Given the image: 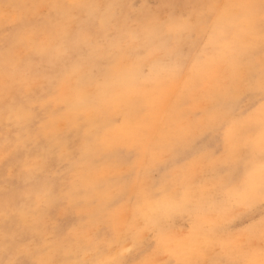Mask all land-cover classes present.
<instances>
[{
	"label": "rangeland",
	"instance_id": "374dc122",
	"mask_svg": "<svg viewBox=\"0 0 264 264\" xmlns=\"http://www.w3.org/2000/svg\"><path fill=\"white\" fill-rule=\"evenodd\" d=\"M193 1L107 0L98 7V0H0V171L5 173L0 235H6L0 245L16 247L13 256L0 249L3 263L24 262L28 254L38 257L42 244L41 255L55 242L61 250L70 243L77 255L58 257L55 249L47 264H264V193L255 199L245 190L248 179L264 177V166L258 168L257 161V167L236 169L264 149V0ZM86 44L95 45L93 65L82 69ZM146 56L135 87L109 99L111 89L120 90V74H133L132 60ZM214 56L221 60L213 72L224 67L220 94L241 88L243 80L249 89L232 94L231 101L210 100L209 84L201 80L215 74L208 71L200 81L194 75L202 61ZM87 67L91 79L84 82L81 71ZM153 67L162 82L154 78ZM102 78L109 80L107 86ZM196 87L200 94L193 91ZM217 103L223 121L211 126L206 119ZM200 126L201 136L194 132ZM241 130L253 142L241 146L236 138ZM189 132L192 139L182 158L198 166L195 183L204 186L201 195L210 200L197 210L150 219L137 205L143 203L137 195L160 184L162 165H153V153L166 150V138L185 134V141ZM75 133L76 138H68ZM99 133L105 139L99 143L101 155L83 162L87 156L77 147ZM110 144L115 146L107 150ZM229 144L233 153L225 147ZM28 162L38 171L28 182L55 181L48 189L59 198L53 204L41 194L31 203L25 222L41 219L39 241L23 235L16 224L8 230L3 225V211L12 207L20 186L21 177L14 173ZM165 167L184 171L172 161ZM215 186L226 187L231 198Z\"/></svg>",
	"mask_w": 264,
	"mask_h": 264
},
{
	"label": "bare ground",
	"instance_id": "6f19581e",
	"mask_svg": "<svg viewBox=\"0 0 264 264\" xmlns=\"http://www.w3.org/2000/svg\"><path fill=\"white\" fill-rule=\"evenodd\" d=\"M157 1V0H156ZM186 1V0H185ZM193 1V0H192ZM107 2V0H98V3L96 4L98 7H101L102 5H105ZM115 2V1H114ZM122 2V1H121ZM194 2V1H193ZM188 4V3H187ZM194 4V3H193ZM202 5V4H200ZM199 5V7H200ZM81 7V6H80ZM202 8V6H201ZM200 8V9H201ZM202 10V9H201ZM29 11V10H28ZM199 12V10L197 11ZM4 13V12H3ZM13 13V12H12ZM101 14V13H100ZM111 14V13H110ZM198 14V13H197ZM205 14V13H203ZM33 15V14H32ZM39 15V14H38ZM102 15V14H101ZM113 15V14H112ZM199 15V14H198ZM250 15V16H249ZM1 16V15H0ZM104 16V15H103ZM205 16V15H204ZM248 17H251V14H248L247 15ZM105 17V16H104ZM104 17L102 19H104ZM108 17V16H107ZM119 17V16H117ZM124 17V16H123ZM171 21L170 22H173L174 20V17L171 15ZM196 17L198 18V16L196 15ZM241 17V16H240ZM245 17V16H244ZM3 18V17H2ZM8 18V17H7ZM10 18V17H9ZM24 18V17H23ZM201 18V17H200ZM222 18V17H221ZM99 19V18H98ZM101 19V18H100ZM108 19V18H107ZM106 19V20H107ZM111 19V17H110ZM122 19V18H121ZM127 19V18H126ZM209 19V18H208ZM231 19V18H230ZM117 20V19H116ZM176 20V19H175ZM201 20V19H200ZM220 20V19H219ZM222 20V19H221ZM225 20H228L227 18ZM9 21V20H8ZM85 21V20H84ZM120 21V20H119ZM126 21V20H125ZM193 21V20H192ZM207 21V19H206ZM229 21V20H228ZM1 22V21H0ZM96 22V21H95ZM100 22V21H99ZM138 22V21H137ZM199 22V21H198ZM224 22V20H223ZM226 22V21H225ZM6 23V22H4ZM127 23V22H125ZM179 23V22H178ZM193 23V22H192ZM205 23V22H204ZM72 24V23H71ZM108 24V23H107ZM121 24V23H120ZM131 24V23H130ZM150 24V23H149ZM176 24V23H175ZM184 24H187V23H184ZM217 24V23H216ZM215 24V25H216ZM83 25V24H82ZM129 25V24H128ZM178 25V24H177ZM180 25V24H179ZM223 25V24H222ZM96 26V25H95ZM94 26V27H95ZM151 26V25H150ZM219 26V25H217ZM221 26V25H220ZM228 26V25H227ZM231 26V25H230ZM129 27V26H128ZM144 27V26H143ZM199 27V26H198ZM197 27V29H199ZM224 27V26H222ZM229 27V26H228ZM232 27V26H231ZM56 28V33L58 32L57 31V27ZM102 28V27H101ZM112 28V27H111ZM196 28V27H194ZM230 28V27H229ZM112 30V29H111ZM114 30V29H113ZM195 30V29H194ZM226 31V29H224ZM83 31V30H82ZM193 31V30H192ZM197 31H200V30H197ZM230 31V30H229ZM117 32V31H116ZM201 32V31H200ZM261 32V31H260ZM99 33H102V31ZM105 33V32H104ZM223 33V32H222ZM225 33V32H224ZM227 33V32H226ZM118 34V33H117ZM120 34V33H119ZM242 34V33H241ZM245 33H243L244 35ZM103 35V34H102ZM226 35V34H225ZM250 35V34H248ZM92 36V35H91ZM219 36V34H218ZM229 36V35H228ZM227 36V37H228ZM107 37V36H106ZM222 37H223V34H222ZM221 37V38H222ZM226 37V36H225ZM248 37V36H247ZM252 37V36H251ZM255 37V36H254ZM257 37V36H256ZM261 37V36H259ZM80 38V37H79ZM231 38V37H230ZM244 38V37H243ZM242 38V39H243ZM253 38V37H252ZM21 39V38H20ZM219 39V38H218ZM257 39V38H256ZM261 39V38H259ZM22 40V39H21ZM80 40V39H79ZM89 40V39H88ZM229 39L227 40H224V41H228ZM83 41V40H81ZM223 41V42H224ZM241 41V40H240ZM250 41V40H248ZM259 41V40H258ZM257 41V43H259ZM53 42H55L53 40ZM85 42H89V41H85ZM246 42V41H245ZM252 42V40H251ZM36 43V42H35ZM43 43V41L41 42ZM40 43V44H41ZM46 43V42H45ZM49 43V42H48ZM90 43V42H89ZM226 43V42H225ZM31 44V43H30ZM34 44V43H32ZM31 44V45H32ZM44 44V43H43ZM252 44V43H251ZM264 44V43H263ZM48 45V44H47ZM46 45V46H47ZM50 45V44H49ZM52 45V43H51ZM50 45V46H51ZM257 45V44H256ZM34 46V45H32ZM45 46V47H46ZM95 45L94 44H90V45H87L86 44V57L84 58V63L81 62V67L83 69V67L87 66L88 65V62H89V65L92 66L93 64L91 63L92 60L90 58V53L94 50L93 47ZM38 47V46H37ZM43 47V46H42ZM44 47V48H45ZM104 47V46H103ZM252 47V46H251ZM12 48V47H11ZM10 48V49H11ZM39 48V47H38ZM41 48V47H40ZM49 47H47L48 49ZM95 48V47H94ZM18 49V48H17ZM34 49V48H33ZM37 49V48H35ZM53 49H55L53 47ZM230 49V48H229ZM12 50V49H11ZM16 50V49H15ZM48 51V50H47ZM11 52V51H10ZM24 52V51H23ZM44 52V51H43ZM175 52L179 55V53L176 51L175 49ZM248 52V51H247ZM175 53V54H176ZM17 54V53H15ZM249 54V53H248ZM3 57V56H2ZM82 57V56H81ZM150 57L149 56H146V57H143V58H138L136 60H132V63L134 64L135 66V70L132 72L133 74H131L130 77L128 76H124L123 74H120V80L118 81V87L120 88V90H116L115 88H113V90L111 89L110 93H108L109 96V99L112 100L111 96L113 97V100H116L118 97H120V93L122 91H128V89H131L133 87H135L136 85V78H137V75L142 71V65L145 63L146 60H148ZM154 61L155 59L152 58ZM221 60L220 57H217V56H214L213 59H211L210 61L206 60V61H202L201 65L198 66L197 68H195V75L194 77L196 78V80L200 81L202 78L206 77L205 75L208 74V71H211L213 72L214 71V67L216 66V64ZM246 60V59H245ZM248 60V59H247ZM7 61V60H5ZM4 61V62H5ZM179 60L176 61V63L178 62ZM254 61V60H252ZM3 62V63H4ZM106 62H109V59L106 58ZM85 64V65H84ZM156 64L159 68L161 69H164L166 70L167 66L164 65V63H154ZM245 64V63H244ZM247 64V62H246ZM111 65H108L107 63H105L104 67L106 69L110 68ZM243 66V65H242ZM252 66V65H251ZM224 67L220 68L221 71L215 73V77H211L210 76V80L208 78H204L202 79L201 81H204L203 83L205 85H208V89H209V92H210V100H213V99H217V100H222V102H227V101H231L230 97L232 94H234L235 96L237 94L240 93V90H248L245 86V80H243V82L241 84H239V87L236 88V90L234 91H231V92H226V93H223L220 94V91L218 90V88L221 87V85L224 84V80L222 79H219V76L222 75V70H223ZM248 68V67H247ZM246 68V69H247ZM87 68H85L84 70L81 71V78L82 80H85L86 81H89L91 79V76L90 74H88L87 72ZM244 69V67H243ZM226 70V69H225ZM99 71V70H98ZM152 71H154L155 75H154V78L157 77L158 73L156 72L157 69L155 67L152 68ZM249 71V70H248ZM100 72V71H99ZM177 72V71H176ZM227 72V71H226ZM180 72H177V74H179ZM83 74V75H82ZM101 74V73H100ZM105 74L102 73V76H104ZM135 75V76H134ZM85 76V77H84ZM159 78L158 81L162 82V80H160L161 78L160 77H157ZM103 79V78H102ZM94 80V79H93ZM104 80V79H103ZM104 84L107 86L109 80H104L103 81ZM250 83V82H249ZM248 83V84H249ZM53 85V84H51ZM250 85V84H249ZM249 85H247L249 87ZM251 86V85H250ZM167 88V87H166ZM251 89V88H250ZM253 89V88H252ZM166 90V89H165ZM241 90V91H242ZM113 91V92H112ZM194 92H196L197 94H200L199 92V88H194L193 89ZM258 91V90H257ZM262 91V90H261ZM71 92V91H70ZM99 93V92H98ZM219 97H218V95ZM261 93V92H260ZM94 94H97L94 92ZM253 94V93H252ZM159 96L162 95V91L159 90V93H158ZM205 97H206V94H204ZM249 95V94H248ZM255 95V94H254ZM259 95V94H257ZM261 95V94H260ZM82 96V94H81ZM99 96V95H98ZM207 98V97H206ZM209 98V97H208ZM46 99V98H45ZM221 102V103H222ZM48 105V104H47ZM212 106H216L212 111H211V116H208V118L206 119L207 120V123L208 125H211V126H214V124L216 123H221L223 121V111L221 109V107L219 106V103L215 104V105H212ZM49 107V106H48ZM46 107V108H48ZM208 111V109H207ZM234 113V112H233ZM108 116V115H107ZM100 117V116H99ZM77 120V119H75ZM82 120V119H81ZM260 123V122H259ZM103 127V126H102ZM202 127H198L196 131H194L195 133H199L198 135L201 136V131H202ZM259 129V128H258ZM105 130V129H104ZM74 131V130H73ZM58 133V132H57ZM203 133H205L203 131ZM185 135V134H184ZM183 134H179L177 135L176 137H172L171 139L169 138H166L164 140L165 142V147H166V150H163L161 153H153V156H152V162L153 165L155 163V165L157 167H160L162 165V169H161V177H160V180H159V185L154 188L152 187L151 189H147L145 191H141V193H139L137 195V198L142 201L143 203L141 202H137V205L139 207H141L142 205V209L144 210L146 216H148L150 219H157L158 216H162L164 214H167V215H172L176 212V210H180V211H185V210H197L196 207H199L201 206L203 203H205L206 201L210 200L208 198V195H201V190L204 188L203 185H200V184H196L195 181L199 175V172L197 171H194V168L198 167L197 165H195V162H189V158L187 159H183L182 158V152L185 148V145L188 144V142L192 139V133H188L186 135H188L187 139L185 141H183L184 139V136ZM211 135L210 136V139L212 138L213 140H215V137L213 134H209ZM78 136L77 133L75 134H71L69 135L68 138L71 137V139L73 138H76ZM236 138L237 140L241 141V146H243L244 144H249L252 141L251 137L246 133L244 132L243 130H241V132L239 133V135L237 134L236 135ZM59 140V138H56ZM105 141L104 139V134H96L95 137L93 138V140H91L90 142H87V143H82L81 145H79L77 148H81V150H83L85 152V155L87 156L83 162H90V158L92 156H99L101 155L102 153V150L101 149V145H99V143H103ZM135 142L131 143L129 145V148L131 146L134 145ZM213 143H215V141H213ZM234 143V142H233ZM115 146L114 144H110V145H107L106 149L109 150V149H113L111 146ZM120 145V144H119ZM232 144H229L228 146L226 145L225 147H228L229 149H231ZM128 148V149H129ZM232 150V153L234 151V148L231 149ZM230 150V151H231ZM148 154V152H147ZM79 155V154H78ZM237 156H240V152L237 154ZM227 157H222V161H224ZM30 159V158H29ZM36 159H34L35 161ZM29 161V160H28ZM32 161V160H30ZM29 161V162H30ZM172 161L174 166H179L181 169H183L184 171L182 173H177L175 171V168L173 167H165V164ZM259 162V165H258V168H262L264 166V149H260L257 153V157L255 158V160L251 161V162H247V163H244L242 165H239L236 167V169H239L240 171H243L245 169H247L249 166H251L253 163H255L256 167H257V164L256 162ZM26 163L24 164V167L22 165H18L17 166V169L14 173L15 177L16 178H20V186L17 187L15 189V194L16 197H15V201L12 205V207L7 210V211H3V217L5 218L4 219V227L8 230L9 229V226L10 227H14L15 224L18 226L20 232L25 235V236H33V237H37V240L39 241L40 239L43 240L42 236L40 234H38V225H39V220H41L40 218H38L36 220V218L34 219H31L32 222L29 223V221L25 222V220L27 219V215L29 213V209L31 207V203L32 201L35 199H38L39 196L41 194H44L43 196L46 195V198L49 202L55 204L58 202L59 198L57 195H55L54 193H50L49 192V187H52L53 184H55L56 182L55 181H52L50 182L49 180L47 181L46 179H41V181L39 182H28V180L30 178H35L37 175L36 173H38L37 170H33V164L34 163ZM68 162V161H67ZM72 163V162H71ZM13 164V163H12ZM14 165V164H13ZM146 165H149V162L146 160L144 162V168ZM16 167V166H15ZM54 169V167H53ZM49 171V170H48ZM59 172V171H58ZM144 173V171H141ZM61 175V174H60ZM8 176V174H7ZM13 176V169L11 170L10 172V177ZM64 176V175H63ZM54 177V176H53ZM65 177V176H64ZM5 178V173H2L0 171V179H4ZM63 178V177H62ZM142 178H146V177H142ZM141 178V179H142ZM192 181H194V183L192 184ZM142 183L145 185V186H149L150 185V182L148 180H144L142 181ZM247 187H246V191L248 192V195H251L249 197H253V198H258L259 194H262L264 193V177L261 176V175H255L253 178H250L248 179V183H247ZM216 189H218L219 191H221L222 193H224V191H227V188L226 187H223V186H215ZM54 189V188H53ZM160 189H163L160 190ZM159 190V192H157ZM235 197V196H233ZM243 197H247L246 196H243ZM64 198V197H63ZM225 198L226 199H229L231 198L230 194L228 193H225ZM244 201V200H243ZM247 201V200H246ZM249 201V200H248ZM252 202V200H251ZM250 203V202H249ZM252 203H255V202H252ZM251 204V203H250ZM250 204H247V205H250ZM216 207L218 208H221L222 207V204L221 202L218 203L216 202L215 203ZM246 205V204H245ZM13 207H14V211H13ZM244 207V206H243ZM49 211V210H48ZM42 214V213H41ZM46 216V215H45ZM202 218V216H200ZM225 218V217H223ZM207 219V218H206ZM227 219V217H226ZM209 220L210 217H209ZM213 220V219H212ZM218 220V219H217ZM233 220V219H232ZM126 221V220H125ZM124 221V223H125ZM228 221V220H227ZM210 222V221H209ZM212 222V221H211ZM213 223H215V221H213ZM25 226V227H24ZM203 231V230H202ZM208 231V230H207ZM4 233H2L0 235V240L2 238V235ZM5 235V234H4ZM146 235V234H145ZM237 235V234H236ZM6 236V235H5ZM234 238V236L232 237ZM260 240V239H259ZM247 241V240H246ZM135 242V241H134ZM119 243V242H118ZM61 244V243H60ZM254 244V243H253ZM70 243H67V244H64L63 246L65 247L63 250L60 249V245L57 244V243H52L50 244L51 246V249L49 250V252L47 253H43L41 255V253L43 252L44 250V244H42L37 250L39 252V256L38 257H32L30 254L28 255H25L23 256V261L24 262H17V261H11L9 260L7 263H3L2 261V258L0 257V264H47V260L50 259L51 257V254L53 253V251L55 249H57V252L58 253V257L60 256V254H71V253H74V255H77V251H78V248H76V250L72 249L71 247H69ZM258 245V244H257ZM262 246V245H261ZM256 248V247H255ZM0 249L2 251H6L5 253L7 252H12V256H13V253L16 252V247L14 246V244H10L8 242H5V243H2L0 245ZM258 249V248H257ZM80 251V250H79ZM250 251V250H249ZM85 254V253H84ZM192 255V254H191ZM257 255V254H256ZM87 256V255H86ZM89 257V256H88ZM145 257V256H144ZM15 259V258H14ZM87 261V260H86ZM207 261V260H206ZM192 264V261L189 262L188 264ZM197 263V262H196ZM229 263V262H228ZM69 264V263H68ZM70 264H74V263H70ZM146 264V263H145ZM187 264V263H186ZM198 264V263H197ZM230 264V263H229Z\"/></svg>",
	"mask_w": 264,
	"mask_h": 264
}]
</instances>
